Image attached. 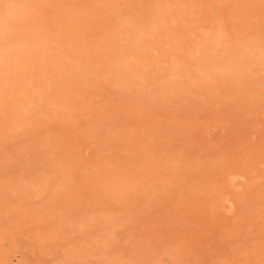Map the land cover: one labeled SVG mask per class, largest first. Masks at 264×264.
<instances>
[{
	"label": "rangeland",
	"instance_id": "1",
	"mask_svg": "<svg viewBox=\"0 0 264 264\" xmlns=\"http://www.w3.org/2000/svg\"><path fill=\"white\" fill-rule=\"evenodd\" d=\"M0 264H264V0H0Z\"/></svg>",
	"mask_w": 264,
	"mask_h": 264
}]
</instances>
